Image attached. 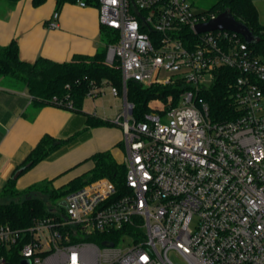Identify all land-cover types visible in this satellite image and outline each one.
<instances>
[{"label": "built area", "instance_id": "built-area-1", "mask_svg": "<svg viewBox=\"0 0 264 264\" xmlns=\"http://www.w3.org/2000/svg\"><path fill=\"white\" fill-rule=\"evenodd\" d=\"M97 9L118 38L106 62L122 74L123 93L109 88L124 99L114 124L124 133L125 189L98 179L30 227L0 225V264L13 252L31 264H264V57L236 32L199 33L219 14L191 0H99ZM225 70L236 75L235 111L214 120L202 94ZM131 81L175 86L178 99L137 120ZM104 94L94 87L88 97Z\"/></svg>", "mask_w": 264, "mask_h": 264}, {"label": "trees", "instance_id": "trees-1", "mask_svg": "<svg viewBox=\"0 0 264 264\" xmlns=\"http://www.w3.org/2000/svg\"><path fill=\"white\" fill-rule=\"evenodd\" d=\"M19 1L21 0H0L9 5H15ZM46 1L32 0L34 7H39ZM55 1L59 10L66 4H76L80 0ZM82 1L96 7L99 2V0ZM256 1L258 0H219L210 12L220 14L226 10L230 11L235 19L244 23L253 35L260 39L259 43L248 44V46L259 56L264 57V25L259 23ZM101 38L103 47L94 56L76 55L72 60L63 63L43 57H39L34 63L24 62L19 57V47L14 40L8 46H0V77L25 85L38 109L54 105L82 112L84 101L94 87L99 88L107 84L117 88L120 94L123 93L121 71L106 62L107 47L117 42L118 38L112 31L105 28L101 29ZM223 73L214 86L202 94L210 106L214 120L231 118L235 111L229 82L235 79L236 75L230 70H225ZM178 91L175 86L144 87L140 83L131 81L127 84V100L134 105L135 118L141 120L149 111L147 105L150 100L157 98L166 101L170 96L177 100L176 92ZM69 103H72L73 108H69ZM88 122L93 126H112L110 122L95 120L91 117ZM72 142L73 139L62 140L50 135L44 136L17 169V171L23 169L18 179ZM89 160L93 167L62 187H55L52 180H46L41 185H33L20 191L16 188L18 179L15 180L13 177L9 179L0 192V197L11 199L9 203L0 204V225L8 224L14 229H24L33 225L36 220L50 216L52 207L45 200L35 197L34 193L47 195L51 203L60 206L69 194L102 178L112 182L119 192L124 191L127 169L124 163L116 161L111 151L98 152ZM61 210L63 211L64 208ZM129 231L130 229L123 228L117 232V235L119 237ZM7 262V264H21V258L17 252H13L7 256Z\"/></svg>", "mask_w": 264, "mask_h": 264}, {"label": "crops", "instance_id": "crops-1", "mask_svg": "<svg viewBox=\"0 0 264 264\" xmlns=\"http://www.w3.org/2000/svg\"><path fill=\"white\" fill-rule=\"evenodd\" d=\"M55 11L60 14L59 27L50 29ZM101 29L96 6L66 4L57 10L55 0L39 7L32 0L15 5L0 2V46L15 40L20 59L27 63L39 57L63 63L76 55L94 56L103 47ZM89 98L82 112L54 105L38 109L25 85L0 77V192L46 135L73 142L24 173L17 180L18 190L41 180L62 187L88 172L93 167L89 158L98 152L111 151L117 162L124 163L126 147L122 161L116 152L117 147L124 149L121 126L113 125L111 116L84 112ZM90 117L112 126L90 125Z\"/></svg>", "mask_w": 264, "mask_h": 264}, {"label": "rangeland", "instance_id": "rangeland-1", "mask_svg": "<svg viewBox=\"0 0 264 264\" xmlns=\"http://www.w3.org/2000/svg\"><path fill=\"white\" fill-rule=\"evenodd\" d=\"M191 1L193 2L195 9L202 12V11L211 10L219 0H191ZM255 6H256V9L258 12L259 23L264 25V0L256 1ZM105 86H110V85L106 84V85L102 86L101 88H105ZM144 87H146V86H144ZM160 102H162V103H160ZM165 102L166 101H163V100L160 101V99H157V98L150 100L148 102V105H147V108L149 110L147 113H150L151 111L153 112L152 108L158 109L160 107H163ZM123 110H124V99L123 98H115L112 95L109 87L105 88V94L103 96H100L97 98L87 99V101L85 103V108H84V112H88L91 114H97L98 116L103 117V118L105 115L111 116L112 118L110 119V121H115L117 118V114L123 113ZM122 146L124 149H121L119 147H117V149H116L117 157L120 161L123 160V153L125 151V139H124V137H123V145ZM44 181H46V180L38 181V182L32 184L31 186L41 185L44 183ZM29 187H26L25 189H28ZM25 189H22L20 191H23ZM34 196L37 198H41V199L45 200L47 202V204H49V206H51L53 209H59L61 211L58 204L51 203V201L49 200V197L47 195H41L39 193H34ZM10 201H11V199H9V198L0 197V204H6V203H9ZM119 246H124V244L122 242H120Z\"/></svg>", "mask_w": 264, "mask_h": 264}, {"label": "water", "instance_id": "water-1", "mask_svg": "<svg viewBox=\"0 0 264 264\" xmlns=\"http://www.w3.org/2000/svg\"><path fill=\"white\" fill-rule=\"evenodd\" d=\"M214 30H230L236 32L244 37V40L247 44H257L260 42V39L253 35V33L244 23L237 21L228 10L220 13L216 19L197 26V31L199 33ZM22 170L23 169L18 170L13 176V179H18ZM60 206L62 208H67L66 201L61 202ZM104 246L112 247L113 244L111 242H105ZM21 264H31V261L22 260Z\"/></svg>", "mask_w": 264, "mask_h": 264}]
</instances>
